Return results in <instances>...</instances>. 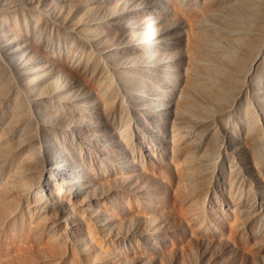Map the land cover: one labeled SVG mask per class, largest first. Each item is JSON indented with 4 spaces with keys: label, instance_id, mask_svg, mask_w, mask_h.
I'll list each match as a JSON object with an SVG mask.
<instances>
[{
    "label": "rangeland",
    "instance_id": "rangeland-1",
    "mask_svg": "<svg viewBox=\"0 0 264 264\" xmlns=\"http://www.w3.org/2000/svg\"><path fill=\"white\" fill-rule=\"evenodd\" d=\"M90 1L60 4L85 31L105 25L89 41L106 95L66 67L50 30L40 48L62 79L82 82L61 84L67 98L98 106L84 134L94 183H76L77 217L60 228L83 233L70 236V264H264V0Z\"/></svg>",
    "mask_w": 264,
    "mask_h": 264
},
{
    "label": "bare ground",
    "instance_id": "bare-ground-1",
    "mask_svg": "<svg viewBox=\"0 0 264 264\" xmlns=\"http://www.w3.org/2000/svg\"><path fill=\"white\" fill-rule=\"evenodd\" d=\"M62 1L71 12L77 0H0V264H70L77 254L70 236H83L72 228L64 236L60 228L77 217L76 183H94L93 145L84 134L88 119L99 121L98 106L88 94L68 99L61 84L69 92H83L82 82L62 79L59 65L43 59L40 48L50 30L66 43V67L106 95L104 63L89 41L105 25L85 31L72 24ZM81 1L91 6L90 0ZM250 9L257 16L258 6L252 3ZM112 37L110 45L118 48L119 38ZM259 39L254 30L245 39L251 56Z\"/></svg>",
    "mask_w": 264,
    "mask_h": 264
}]
</instances>
